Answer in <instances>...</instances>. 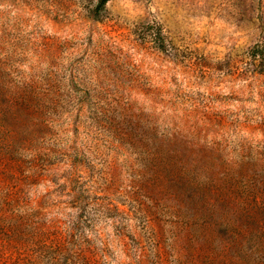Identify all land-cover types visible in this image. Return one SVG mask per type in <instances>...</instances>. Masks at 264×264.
<instances>
[{
    "label": "rangeland",
    "instance_id": "rangeland-1",
    "mask_svg": "<svg viewBox=\"0 0 264 264\" xmlns=\"http://www.w3.org/2000/svg\"><path fill=\"white\" fill-rule=\"evenodd\" d=\"M259 45L264 0H0V264H264Z\"/></svg>",
    "mask_w": 264,
    "mask_h": 264
},
{
    "label": "trees",
    "instance_id": "trees-1",
    "mask_svg": "<svg viewBox=\"0 0 264 264\" xmlns=\"http://www.w3.org/2000/svg\"><path fill=\"white\" fill-rule=\"evenodd\" d=\"M253 57L255 62H258V65L261 67V70L264 71V45H259L255 48ZM12 113L14 115V111L12 109ZM17 115V111L15 110V116Z\"/></svg>",
    "mask_w": 264,
    "mask_h": 264
}]
</instances>
